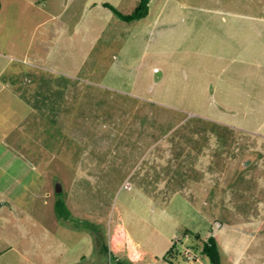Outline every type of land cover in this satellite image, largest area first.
Instances as JSON below:
<instances>
[{
	"label": "rangeland",
	"instance_id": "1",
	"mask_svg": "<svg viewBox=\"0 0 264 264\" xmlns=\"http://www.w3.org/2000/svg\"><path fill=\"white\" fill-rule=\"evenodd\" d=\"M1 2L0 50L35 92L18 143L43 174L25 205L34 223L8 227L10 259L116 264L121 223L153 243L198 232L196 264H214L203 241L215 236L229 251L220 264H237L249 218L264 220V4L154 0L128 22L78 0Z\"/></svg>",
	"mask_w": 264,
	"mask_h": 264
},
{
	"label": "crops",
	"instance_id": "2",
	"mask_svg": "<svg viewBox=\"0 0 264 264\" xmlns=\"http://www.w3.org/2000/svg\"><path fill=\"white\" fill-rule=\"evenodd\" d=\"M78 1L80 6L78 11L81 7L86 10L100 7L111 10L104 5L105 2L115 5L120 11H122L121 5L126 1L133 4L134 8L139 2V0ZM153 1L154 0H152L151 3ZM217 1L226 4H264V0ZM2 9L3 4L0 13ZM111 11L114 12L113 10ZM9 36L11 41L10 45L5 47L6 50L10 52L17 51V36H15L14 39L13 34ZM2 40L3 35L0 31V47H2ZM6 57H8V55H3V52L0 50V261L4 258L8 260L10 264H16L17 259H15L16 262L10 259L14 255L11 254L9 256L7 254L9 249H17V247L14 246L16 243L15 239L8 234V227L10 224L20 226V223H23L27 228L29 225L28 223H30V221H28L29 219H32V224L34 223V217L25 205L28 202L29 197L31 198L35 195L34 184H36V181H38L39 178L41 179L43 177V174L38 171V167L35 165L36 162L28 156L25 150L26 145L23 144L22 146L18 143L24 136L26 137L28 133H26L27 130L25 127L26 117L28 116L27 111L33 109L30 106L29 101L34 99L33 94H35V92L29 88V82H32V80L28 77L27 79L22 78L20 75L22 70L19 66L14 65L13 61H11V59L7 60ZM20 111L23 112L20 113ZM40 181V183H42V180ZM45 193V195H49L48 191ZM249 219L257 223V226L249 236L250 241L244 246L240 254L235 257L237 264H242L243 260H249V264L259 263L260 260H262L263 253L260 252L258 247L260 245L259 237L263 236L260 232L264 220L260 221L256 219V216H251ZM44 229H46L44 241L46 240L47 243H50V229L45 226ZM191 233L198 232L191 231L189 228H186L183 233L174 230L172 235L167 239V242L162 241V243H156L154 241L155 243H153V239L142 240L137 238L126 225L117 223L111 234L110 249L114 253L113 258L116 264L119 263L115 256L123 259L125 264H162V262H164V264H181V258L177 254L176 256L174 252L172 253V256H168V252L172 247V239L176 235L183 236V243L188 245L187 243L193 237ZM252 239L254 240L252 241ZM216 240L221 256L224 255L223 253L228 255L229 251L225 242L221 243L217 238ZM60 241L62 246L65 245L64 240ZM231 242L237 245L236 242ZM254 243L255 245H253ZM253 246L256 250L250 252V249ZM66 247L67 246L64 248L66 249ZM17 253L19 252L17 251ZM48 256H50L49 253ZM32 257H35V255H32ZM166 257L168 259H166ZM22 258L26 260L28 264H33L30 259L24 257V255H22ZM60 261V264H100L98 253H96L94 257L92 254H81L73 261L69 260L68 256L65 254ZM246 263L247 262L243 264Z\"/></svg>",
	"mask_w": 264,
	"mask_h": 264
},
{
	"label": "trees",
	"instance_id": "3",
	"mask_svg": "<svg viewBox=\"0 0 264 264\" xmlns=\"http://www.w3.org/2000/svg\"><path fill=\"white\" fill-rule=\"evenodd\" d=\"M152 0H139L138 4L134 8V10L130 13H124L120 11L115 5L105 2L104 5L106 7H109L111 10L115 12L116 15H118L120 18H122L125 21L132 22L135 20L142 19L146 17L149 14L150 11V3ZM2 3L0 0V9H1ZM60 202L57 203V208L59 206ZM106 250L108 248L106 247ZM174 252L173 247L168 252V256H172V253ZM175 253V252H174ZM203 253L207 254L211 260L214 262V264H220V258L221 254L218 248L217 240L215 236H210L206 240L203 241ZM176 255V253H175ZM177 256V255H176ZM116 260L119 264H125L124 260L121 259L118 256H115ZM166 259H168L166 257Z\"/></svg>",
	"mask_w": 264,
	"mask_h": 264
},
{
	"label": "built area",
	"instance_id": "4",
	"mask_svg": "<svg viewBox=\"0 0 264 264\" xmlns=\"http://www.w3.org/2000/svg\"><path fill=\"white\" fill-rule=\"evenodd\" d=\"M125 187L132 188L130 182H126ZM183 236L176 235L172 239V247L174 252L181 258V264H196L198 259V252L194 250L190 245H185L183 243Z\"/></svg>",
	"mask_w": 264,
	"mask_h": 264
},
{
	"label": "water",
	"instance_id": "5",
	"mask_svg": "<svg viewBox=\"0 0 264 264\" xmlns=\"http://www.w3.org/2000/svg\"><path fill=\"white\" fill-rule=\"evenodd\" d=\"M62 188L60 187V185L57 187V190L59 191V190H61Z\"/></svg>",
	"mask_w": 264,
	"mask_h": 264
}]
</instances>
